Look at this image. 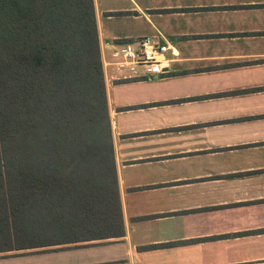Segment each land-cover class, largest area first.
Returning <instances> with one entry per match:
<instances>
[{
  "label": "crops",
  "instance_id": "crops-1",
  "mask_svg": "<svg viewBox=\"0 0 264 264\" xmlns=\"http://www.w3.org/2000/svg\"><path fill=\"white\" fill-rule=\"evenodd\" d=\"M102 61L164 35V74L104 71L121 238L0 253V264H264V0H94Z\"/></svg>",
  "mask_w": 264,
  "mask_h": 264
},
{
  "label": "trees",
  "instance_id": "trees-1",
  "mask_svg": "<svg viewBox=\"0 0 264 264\" xmlns=\"http://www.w3.org/2000/svg\"><path fill=\"white\" fill-rule=\"evenodd\" d=\"M123 236L94 0H0V253Z\"/></svg>",
  "mask_w": 264,
  "mask_h": 264
},
{
  "label": "built area",
  "instance_id": "built-area-1",
  "mask_svg": "<svg viewBox=\"0 0 264 264\" xmlns=\"http://www.w3.org/2000/svg\"><path fill=\"white\" fill-rule=\"evenodd\" d=\"M173 50L172 42L162 34L113 43L108 48L110 58L103 59L104 71L112 69L119 81L159 78L168 67V53Z\"/></svg>",
  "mask_w": 264,
  "mask_h": 264
}]
</instances>
